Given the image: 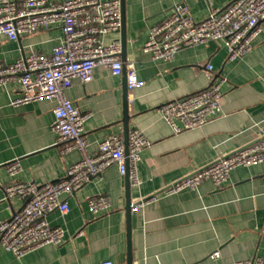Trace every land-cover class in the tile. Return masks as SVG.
Instances as JSON below:
<instances>
[{
	"label": "crops",
	"instance_id": "obj_1",
	"mask_svg": "<svg viewBox=\"0 0 264 264\" xmlns=\"http://www.w3.org/2000/svg\"><path fill=\"white\" fill-rule=\"evenodd\" d=\"M231 1L124 0L125 62H132L144 81L141 88L128 91V127L129 131L140 128L150 141L136 164L140 184L130 185L135 202L129 213L133 264H233L252 256L264 260V165L234 168L218 189L205 180L197 190L164 194L167 186L194 169L264 132V20L253 49L233 61L227 60L225 46L215 40L184 47L171 60H153L142 51L149 28L164 20L175 3L185 2L193 19L200 21L211 9H223ZM121 36L119 30L106 34L104 41L121 42ZM61 37L58 26L14 41L0 35V62L11 63L31 50L49 54ZM207 63L216 78L225 79L220 87L222 113L202 127L174 133L157 109L205 88ZM19 94L17 82L0 86V221L22 205L17 197L4 199L5 185L57 181L80 159L77 150L62 153L66 144L58 143L50 130L55 100L11 105ZM64 94L89 114L83 132L89 154H96L98 142L110 134L123 138L122 75L113 76L97 66L90 82L73 79ZM15 160L20 169L11 176L6 166ZM99 194L109 196L111 207L93 215L88 200ZM154 194L155 201L139 203ZM66 200V214L54 210L46 215L51 226L64 229L62 243L38 247L20 258L0 247V264H124L120 256L127 250L125 179L116 166L106 167ZM214 252L218 257H211Z\"/></svg>",
	"mask_w": 264,
	"mask_h": 264
},
{
	"label": "built area",
	"instance_id": "obj_2",
	"mask_svg": "<svg viewBox=\"0 0 264 264\" xmlns=\"http://www.w3.org/2000/svg\"><path fill=\"white\" fill-rule=\"evenodd\" d=\"M264 20V0H232L225 8L211 9L200 21H195L185 2L175 3L168 16L149 28L142 51L153 60H171L184 47L203 44L209 40L221 42L227 51V60L233 61L249 53L261 32ZM53 26L60 28L62 37L49 54L31 50L11 63L0 62V86L9 82L20 85L18 97L11 105L27 104L43 99H54L53 120L50 130L58 143L66 145L67 153L77 150L80 159L70 164L64 177L57 181L36 185L33 182H11L4 187V199L17 197L21 207L7 220L0 221V247L20 258L32 250L62 243L65 231L51 226L46 215L58 210L61 215L69 211L66 196L82 187L103 170L115 165L120 175L127 171L130 185L137 187L140 180L136 164L140 151L150 145L140 128L128 133V154L124 153L123 138L110 134L98 142V152L89 154V142L83 135L84 122L89 114L82 113L66 98L64 91L73 79L85 84L93 79L97 66L107 69L113 76L123 72L119 39L104 41V36L121 27L120 0H0V35L14 41ZM207 85L196 93L175 98L161 104L157 111L174 133L199 128L222 113L223 94L220 90L224 78H216L212 65H205ZM128 91L141 88L144 81L137 75L132 62H125ZM264 165V132L255 140L218 156L201 168L183 176L164 189L172 195L184 189L197 190L205 180L214 189L224 186L231 170L236 167ZM20 169L17 160L6 166L9 175ZM156 194L140 200V204L153 202ZM109 196L99 194L88 200L93 215L109 211ZM214 252L211 257H218ZM101 264H113L103 261ZM233 264H264L260 256L235 261Z\"/></svg>",
	"mask_w": 264,
	"mask_h": 264
},
{
	"label": "water",
	"instance_id": "obj_3",
	"mask_svg": "<svg viewBox=\"0 0 264 264\" xmlns=\"http://www.w3.org/2000/svg\"><path fill=\"white\" fill-rule=\"evenodd\" d=\"M121 2V60L123 62V72H122V124H123V144H124V153L125 155L128 154V121H129V114H128V90L126 86V77H125V37H124V0H120ZM125 179V197H126V235H127V250L124 255L120 256V261L124 264H133L132 256H131V244H130V232H131V225H130V211L131 208L135 205V202H131L130 198V182L128 178L127 171L124 174ZM138 203V202H137Z\"/></svg>",
	"mask_w": 264,
	"mask_h": 264
}]
</instances>
